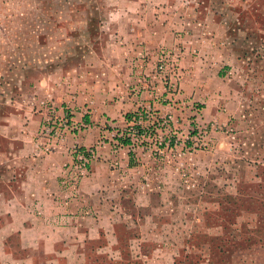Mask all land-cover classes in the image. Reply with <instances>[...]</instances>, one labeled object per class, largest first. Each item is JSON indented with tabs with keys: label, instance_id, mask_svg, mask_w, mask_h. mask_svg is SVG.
I'll list each match as a JSON object with an SVG mask.
<instances>
[{
	"label": "rangeland",
	"instance_id": "1",
	"mask_svg": "<svg viewBox=\"0 0 264 264\" xmlns=\"http://www.w3.org/2000/svg\"><path fill=\"white\" fill-rule=\"evenodd\" d=\"M150 3L167 8L174 23L183 19L187 29L179 33L199 35L200 49L189 55L200 53L203 59L207 89L198 95L183 83L188 71L184 37L158 48H127L122 42V19H111L110 13L126 0H0V190L10 191L12 171L20 168L14 159L25 142L21 135L29 126L33 131L37 115L42 116L34 135L36 148L46 155L66 140L54 142L52 152H43L48 140L40 131L50 106L78 126L85 113L101 114L97 108L106 92L119 94L112 102L121 101L122 93H133L141 105L133 112L122 110L115 121L129 120L151 101L158 130L143 141L135 137L134 147L128 137H120L121 148L102 149L115 157L131 155V164L141 169L130 173L129 181L138 178L145 188H123L124 207L118 213L138 216L136 222L144 228L136 231L120 223L113 235L102 239L98 252L68 251L53 263L264 264V0ZM162 50L178 59L180 92L174 101L164 90L157 95V88L138 91L143 64L151 51H156L155 59ZM140 53H147V61ZM144 91H149L150 100L140 99ZM153 98L168 105L167 110L161 112ZM167 114L172 121L158 125ZM127 125L122 119L103 137H117ZM74 146L82 145L74 143L70 155ZM114 156L109 168L126 166L116 164ZM65 164L60 186L69 198H76L83 179L75 189L62 184ZM17 242V235L7 242L0 239V264H18L7 255L11 248L2 246Z\"/></svg>",
	"mask_w": 264,
	"mask_h": 264
},
{
	"label": "crops",
	"instance_id": "2",
	"mask_svg": "<svg viewBox=\"0 0 264 264\" xmlns=\"http://www.w3.org/2000/svg\"><path fill=\"white\" fill-rule=\"evenodd\" d=\"M141 2H145V5ZM150 2L151 0H126L122 8H113L110 13L111 19L118 20V17L122 19L120 28L124 40L121 41L126 43L127 48L134 44H139L141 49L158 48L165 45L172 46L177 42L178 37H184L182 40H185L184 45L187 46V50L184 53L183 63L185 62L184 67H188V71L186 69L187 77L183 83L187 91L194 89L195 94L198 95L199 92L207 89L204 81L205 73L202 72L204 68L200 65L203 59L200 53L194 57L189 55L200 49L199 35L192 38V35H187L189 31L186 32L187 34L179 33L187 29V27L184 29L183 19L174 23L175 18L166 12L167 8H157ZM136 3H139V6ZM151 53L152 56L148 57L149 62L146 58L147 62L143 64V72H150L154 68L156 51ZM134 82L136 84L137 80ZM157 86L156 88H159L157 95H161L164 88L160 83ZM123 91L124 88L121 92ZM122 94L121 101L112 102L113 96L119 97V94L106 92L99 101L100 108H97L101 114L95 112L93 115L94 111L85 113L84 122L89 127L81 132L68 134L64 143L50 154L41 155L36 148L37 140L34 135L39 129L42 115L34 118L33 131L29 126L27 129H30V133L26 129L21 135L25 142L14 159L20 163V168L12 171L15 175L8 184L9 193L5 189L2 190L3 188L0 190V222H3L0 239L2 242H7L11 236H18L15 246L2 245L11 248L7 255L18 261V264H54L52 259L55 258L60 262V258H63L68 251L74 255L88 254L93 250L98 252L102 248V239H106L110 234L113 235L123 222L127 223V228L135 227L136 231L144 228L142 222H136L138 216L118 213L123 212L121 194L123 188L131 186L139 190L145 188L138 178L129 181L130 173L141 172L140 168L131 164V155L126 157L123 153L115 157L106 148H100L98 160L94 161L89 176L84 178L80 185L79 196L69 198V194L60 186L62 167L71 160L70 147L74 143L89 146L97 142L109 132V126L122 122V119L128 122V118L125 117L119 118L116 122V115H122V110L133 112L141 105L140 100L137 99L139 97L135 94L130 93L131 97L129 93ZM141 94L144 95L140 99H151L149 91ZM159 100L153 98L152 102L158 103L157 108L161 112L167 110L168 105H163ZM148 103L151 101H145L144 104ZM72 112L76 114L75 111ZM73 118L76 121L80 120L77 116ZM11 138L18 139L14 136ZM113 156L117 160L116 164L121 163L122 166H126L113 170L109 168L108 165L113 163ZM74 264L79 263L74 261Z\"/></svg>",
	"mask_w": 264,
	"mask_h": 264
},
{
	"label": "built area",
	"instance_id": "3",
	"mask_svg": "<svg viewBox=\"0 0 264 264\" xmlns=\"http://www.w3.org/2000/svg\"><path fill=\"white\" fill-rule=\"evenodd\" d=\"M142 60H146L147 55L140 53ZM178 59L169 51L162 50L156 57V62L153 70L150 72H144V77L139 79L138 91L140 92L144 89L156 88L154 84L160 83L164 88V93L166 95H171L170 100L174 101V97L180 92V77L179 72H176L178 69ZM136 87H133L135 90ZM159 90V88H158ZM172 103H170V106ZM154 107L151 103L143 105L140 109H137L134 112L133 116L128 120V128L126 131L119 132L117 137L112 136V138L101 137L98 141L92 146H74L71 155L72 160L65 164L64 174L62 175V184L72 185L73 188H77L80 184L81 179L89 176L91 172V167L93 162L98 156V150L110 145L114 148H121L122 143L118 140L120 137H128L130 146L134 147V139L140 138L141 141L148 139L151 136L153 130H158L156 123L152 120ZM50 117H47L41 126L40 135L47 139L46 146L43 147V152L50 153L55 149L54 142H62L66 139V136L70 132H81L88 128L89 125L85 122H81L80 125H76L74 120L71 117L62 116L59 117L56 113V107H49ZM172 115L167 114V116H162L160 121L158 120V125L167 124L172 121ZM151 121V125H147L146 122ZM157 125V126H158ZM152 128V129H151ZM114 137V138H113ZM116 138V139H115ZM109 140V142L107 141ZM171 141V140H170ZM78 184V185H77Z\"/></svg>",
	"mask_w": 264,
	"mask_h": 264
},
{
	"label": "trees",
	"instance_id": "4",
	"mask_svg": "<svg viewBox=\"0 0 264 264\" xmlns=\"http://www.w3.org/2000/svg\"><path fill=\"white\" fill-rule=\"evenodd\" d=\"M129 140H127V142H128ZM91 169H92V167H91Z\"/></svg>",
	"mask_w": 264,
	"mask_h": 264
}]
</instances>
